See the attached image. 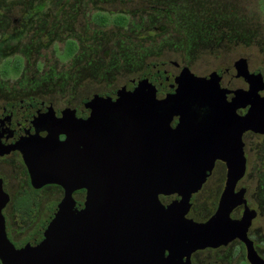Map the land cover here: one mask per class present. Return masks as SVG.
Instances as JSON below:
<instances>
[{
    "label": "flooded vegetation",
    "instance_id": "flooded-vegetation-1",
    "mask_svg": "<svg viewBox=\"0 0 264 264\" xmlns=\"http://www.w3.org/2000/svg\"><path fill=\"white\" fill-rule=\"evenodd\" d=\"M178 1L91 0L87 5L93 6V12L83 20L79 34L75 32L79 25L72 18L62 26L54 20H34L44 4L35 12L25 11L21 32L36 27L34 41L39 43L61 37L63 48L55 54L70 66L64 73L40 62L27 68L24 57L16 56L7 59L16 73L11 75L0 67V232L18 254L56 221L83 216L92 196V188L86 186L34 182L23 151L15 147L18 139L43 135L56 125L66 128L88 120L96 107L119 105L121 101L133 107L131 115L137 111L134 106L156 103L160 96L179 94L186 102L188 90L205 81L202 86L207 94L222 98L212 102L220 108L198 104L192 109L182 107L169 124L173 131L183 129L178 151L186 161L184 165L210 169L199 190L191 194L184 219L196 226L215 221V239L213 245L193 251L184 260L188 264H264V120L260 124L263 131L246 130L239 141L233 139V128L239 127V119L251 109L246 98L252 97L264 107V72L244 65L249 62L245 54L235 62L218 64V53L213 51L217 60L207 63L213 65L207 69L187 62L185 40L175 48L169 44L170 26L176 21L175 10L169 5L175 7ZM136 16L140 17L138 22ZM201 27L203 35L192 38L206 45L212 38L205 36L208 29ZM148 44H155L159 50L153 51ZM190 54L187 59H191ZM28 69L34 75L45 69L46 75L11 87L8 81L20 78ZM151 91H156L155 98ZM190 111L196 117L188 116ZM113 117L109 116V121ZM59 139L63 142L67 135L60 134ZM236 142L245 168L236 182L232 180L229 198H224L230 183V153ZM82 177L91 178L89 164ZM182 200L180 194L159 195L165 210L175 209ZM0 264H4L1 256Z\"/></svg>",
    "mask_w": 264,
    "mask_h": 264
},
{
    "label": "water",
    "instance_id": "water-1",
    "mask_svg": "<svg viewBox=\"0 0 264 264\" xmlns=\"http://www.w3.org/2000/svg\"><path fill=\"white\" fill-rule=\"evenodd\" d=\"M204 83L199 81L188 90L186 102L179 94L160 96L156 103L134 106L137 111L131 115L133 107L121 101L96 107L88 120L18 139L15 147L23 151L34 182L86 186L92 188V196L83 216L56 221L20 254L1 230L4 264H188L186 256L213 245L215 221L196 226L184 219L191 194L199 190L210 169L191 168L190 162L184 165L178 151L183 129L169 127L182 107L220 108L212 102L222 98L208 95ZM155 92H150L154 98ZM245 101L251 109L233 128L237 141L243 131H263L264 107L252 97ZM190 112L188 116L196 117ZM109 116H114L112 121ZM60 134L67 139L60 141ZM230 157V183L224 198H229L232 180L236 182L245 168L237 142ZM86 164L89 180L82 177ZM160 194H180L183 200L175 209L165 210Z\"/></svg>",
    "mask_w": 264,
    "mask_h": 264
},
{
    "label": "rangeland",
    "instance_id": "rangeland-1",
    "mask_svg": "<svg viewBox=\"0 0 264 264\" xmlns=\"http://www.w3.org/2000/svg\"><path fill=\"white\" fill-rule=\"evenodd\" d=\"M179 1V5L178 2H175V7L169 5L171 10H175L176 19L175 24L170 26L169 44L175 48L180 40H185L188 45H185L184 51L187 62H193L198 66V69H207L213 67L207 63H215L217 60L212 57L215 56L214 52L218 53L216 55L219 56L218 64H225L228 61L235 62L240 55L245 54L249 58V62L247 61L248 63L244 65L249 64L251 69H261L264 72V10L262 9V0ZM87 2L89 3L91 0H0L1 71L5 70L11 75L16 73L7 59L22 56L27 68H33L37 66V62H40L44 67L50 68L52 66L57 68L58 72L64 73L65 67L70 65L60 61L55 54L56 51L59 54L60 48H63L61 37L57 39L55 36L53 40L55 42L38 40L41 42L39 43L34 41V34L38 29L36 27L34 30L29 28L27 32H21L23 28L21 18L27 13L25 11L35 12L39 5L44 4V9L34 16V20H48V22L54 20V22L58 21L59 26H62V24H67L68 19L72 18L75 20L74 24L79 25L75 27V32L79 34L82 33L80 26L83 20L89 19V14L93 12V6L91 4L88 6ZM96 2L98 3L99 0ZM93 4L96 5L94 2ZM138 17H134L137 22ZM184 17L185 19H183ZM27 18H30V14H27ZM37 25H39L38 22ZM201 25L204 29H208L204 35L212 38L206 45L200 44L201 41L196 43L197 39L192 38L197 34L203 35ZM57 30L59 31V29ZM19 36L21 37L19 38ZM144 45L146 44L141 46L144 47ZM147 46H152L153 51L159 50L156 49L155 44H148ZM188 52L191 53V59H187L189 57ZM211 52H213L212 55ZM230 56L233 58L230 59ZM45 72L44 69L40 75H34L28 69L26 74L20 78L8 82L11 87L18 85V83H30L35 78L42 79L46 75Z\"/></svg>",
    "mask_w": 264,
    "mask_h": 264
},
{
    "label": "trees",
    "instance_id": "trees-1",
    "mask_svg": "<svg viewBox=\"0 0 264 264\" xmlns=\"http://www.w3.org/2000/svg\"><path fill=\"white\" fill-rule=\"evenodd\" d=\"M262 9L264 10V0H262ZM7 74V73H6ZM6 76V75H5Z\"/></svg>",
    "mask_w": 264,
    "mask_h": 264
}]
</instances>
